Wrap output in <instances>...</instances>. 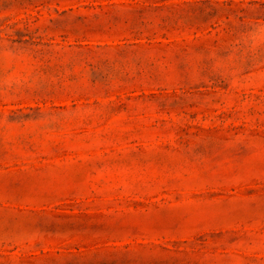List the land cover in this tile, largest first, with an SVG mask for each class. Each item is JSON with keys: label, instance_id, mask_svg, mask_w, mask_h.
I'll return each mask as SVG.
<instances>
[{"label": "rangeland", "instance_id": "rangeland-1", "mask_svg": "<svg viewBox=\"0 0 264 264\" xmlns=\"http://www.w3.org/2000/svg\"><path fill=\"white\" fill-rule=\"evenodd\" d=\"M0 264H264V0H0Z\"/></svg>", "mask_w": 264, "mask_h": 264}]
</instances>
